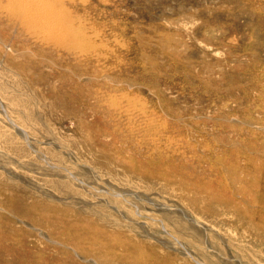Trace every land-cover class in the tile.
Returning a JSON list of instances; mask_svg holds the SVG:
<instances>
[{"label":"rangeland","instance_id":"rangeland-1","mask_svg":"<svg viewBox=\"0 0 264 264\" xmlns=\"http://www.w3.org/2000/svg\"><path fill=\"white\" fill-rule=\"evenodd\" d=\"M0 244L264 264V0H0Z\"/></svg>","mask_w":264,"mask_h":264},{"label":"bare ground","instance_id":"bare-ground-1","mask_svg":"<svg viewBox=\"0 0 264 264\" xmlns=\"http://www.w3.org/2000/svg\"><path fill=\"white\" fill-rule=\"evenodd\" d=\"M39 3V2H38ZM209 202V201H208ZM210 203V202H209ZM205 207H206V205H205ZM207 208V207H206ZM13 245V244H12ZM11 245V246H12ZM0 246H3V245H1L0 244ZM14 246V245H13ZM8 247V246H7ZM10 250H12L13 252H16V249H13V248H10V247H8ZM29 251L28 250H25V251H21V253H23V254H25V253H28ZM0 254L2 255V254H7L6 253V250L4 249V248H0ZM35 261H30V260H27V263H25V264H48L46 261H44V260H42V261H38V262H36V263H34Z\"/></svg>","mask_w":264,"mask_h":264}]
</instances>
